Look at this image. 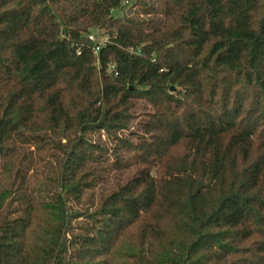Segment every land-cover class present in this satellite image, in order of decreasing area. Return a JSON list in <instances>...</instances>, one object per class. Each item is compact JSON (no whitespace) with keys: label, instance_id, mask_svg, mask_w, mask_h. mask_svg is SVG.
Returning a JSON list of instances; mask_svg holds the SVG:
<instances>
[{"label":"trees","instance_id":"1","mask_svg":"<svg viewBox=\"0 0 264 264\" xmlns=\"http://www.w3.org/2000/svg\"><path fill=\"white\" fill-rule=\"evenodd\" d=\"M0 264H264V0H0Z\"/></svg>","mask_w":264,"mask_h":264},{"label":"rangeland","instance_id":"2","mask_svg":"<svg viewBox=\"0 0 264 264\" xmlns=\"http://www.w3.org/2000/svg\"><path fill=\"white\" fill-rule=\"evenodd\" d=\"M90 34L93 35L92 39H93L94 42H97V43H102L103 42L104 35L101 34L100 32L92 31V32H90Z\"/></svg>","mask_w":264,"mask_h":264},{"label":"built area","instance_id":"3","mask_svg":"<svg viewBox=\"0 0 264 264\" xmlns=\"http://www.w3.org/2000/svg\"><path fill=\"white\" fill-rule=\"evenodd\" d=\"M92 36H93V35L89 34L87 37H88L89 40H92V41H93ZM103 41H104V40H103ZM98 44H100V43H98ZM94 49H95V51L97 50V48H94Z\"/></svg>","mask_w":264,"mask_h":264},{"label":"water","instance_id":"4","mask_svg":"<svg viewBox=\"0 0 264 264\" xmlns=\"http://www.w3.org/2000/svg\"><path fill=\"white\" fill-rule=\"evenodd\" d=\"M172 90V88H170Z\"/></svg>","mask_w":264,"mask_h":264}]
</instances>
